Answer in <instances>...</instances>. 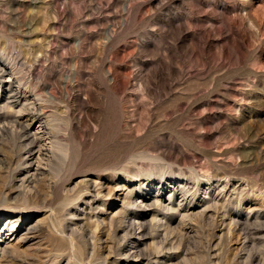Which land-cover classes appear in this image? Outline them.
<instances>
[{"label":"rangeland","instance_id":"1","mask_svg":"<svg viewBox=\"0 0 264 264\" xmlns=\"http://www.w3.org/2000/svg\"><path fill=\"white\" fill-rule=\"evenodd\" d=\"M0 219V264H264V0H0Z\"/></svg>","mask_w":264,"mask_h":264},{"label":"bare ground","instance_id":"2","mask_svg":"<svg viewBox=\"0 0 264 264\" xmlns=\"http://www.w3.org/2000/svg\"><path fill=\"white\" fill-rule=\"evenodd\" d=\"M4 65H5V64H4ZM3 67H4V66H3ZM3 72H4V71H3ZM4 73H5V72H4ZM7 73H8V72H7ZM10 75H12V74L10 73ZM10 84L12 85V83H10ZM13 85H14V84H13ZM12 87H13V86H12ZM13 88H14V87H13ZM16 88H17V87H16ZM19 90H20V89L18 88V91H19ZM13 92H14V91H13ZM15 93H16V92H15ZM15 93H14V94H15ZM17 94H18V93H17ZM18 96H19V94H18ZM23 97H24V96H23ZM15 98H16V97H15ZM10 101H11V100H10ZM34 112H35V111H34ZM29 113H30V111H29ZM37 113H38V112H37ZM38 114H40V116H41L42 113H40V111H39ZM32 115H33V114H32ZM34 116H35V115H34ZM34 116H33V117H34ZM44 117H45V116H44ZM33 119H34V118H33ZM37 119H38V118H37ZM39 119H40V118H39ZM46 120H47V119H46ZM33 121H34V120H33ZM33 121H32L31 118L27 117L26 120H21V119L19 120V119H16V122H17L16 124H19V126L21 125V128H22V124H23V123H24V125L26 124V125H25L26 127H25V126H24V127L27 128L28 131H29L30 126L32 125ZM37 121H38V120H37ZM37 121H36V122H37ZM39 121L42 122L43 120H42V121L39 120ZM44 122H45V120H44ZM34 123H35V122H34ZM41 124H42V123H41ZM46 124H47V123H44L43 125H46ZM46 126H48V125H46ZM24 127H23V128H24ZM25 128H24V129H25ZM31 128H32V127H31ZM27 129H26V130H27ZM24 132L26 133V131H24ZM30 132H31V131H30ZM28 133H29V132H28ZM32 133H34V132H32ZM28 135H29V134H28ZM28 135H27L26 137H29ZM32 135H33V134L30 133V136H32ZM34 135H35L34 137L36 138V134H34ZM32 137H33V136H32ZM41 137H42V136H41ZM29 138H30V137H29ZM37 139H38V137L36 138V140H37ZM29 140H31V139H29ZM36 140H34V139L32 138V141H36ZM32 141H30V142L32 143ZM39 141H40V140H39ZM40 142H41V141H40ZM52 142H53V141H52ZM31 143H29V144H31ZM34 143H36V142H34ZM36 144H37V143H36ZM36 144H35V145H36ZM38 144H39V143H38ZM53 144H54V143H53ZM31 145H34V144H31ZM31 145H30V146H31ZM31 147H32V146H31ZM36 147H37V146H36ZM38 147L41 148L42 146H39V145H38ZM28 148L30 149V147H28ZM50 148H51V147H50ZM29 149H28V150H29ZM37 149H39V148H37ZM43 149H44V148H43ZM43 149H41L42 152H43ZM28 150H27V151H28ZM34 150H35V148H34ZM44 150H45V149H44ZM39 151H40V149H39ZM35 152H36V150H35ZM47 152H48V151H47ZM53 152H54V151H53ZM29 153H31V152H28L27 154H29ZM39 153H41V152H39ZM33 154H34V152H33ZM25 155H26V154H25ZM30 155H32V154H30ZM30 155H29V156H30ZM34 155H35V154H34ZM39 155H40V154H39ZM36 157H37V156H36ZM38 158H39V156H38ZM42 158H43V157H42ZM30 159H31V157H30ZM35 159H37V158H35ZM38 160H39V163H40V162H41V161H40V158H39ZM38 160H37V161H38ZM41 160H42V159H41ZM30 161H31V160H30ZM34 161H35V160H33V161H31V162H34ZM39 163H38V164H39ZM39 172H40V171H39ZM100 193H101V192H100ZM11 218H13V217H11ZM11 218H10V219H11ZM0 220H1V219H0ZM13 221H15V220H11V221H9L8 226H10L11 223H13ZM2 225H3V224L0 225V233H1V231H2V230H1ZM32 226H33V225H32ZM37 226H38V225H37ZM37 226H35V228H36ZM10 227H11V229H13L14 225H11ZM35 228H34V226H33V227L30 226V227H28L27 229H28V232H31V230L33 231ZM253 229H254V228H253ZM34 231H35V230H34ZM28 232H27V233H28ZM35 232H36V231H35ZM143 235H144V234H143ZM140 236H141V235H140ZM4 239H5L4 234L0 235V244H1V242H2ZM6 243H7V242H6ZM6 247H7V246H6ZM3 248H4V247H3ZM7 249H8V248H7ZM1 250H2V248H1ZM3 250H5V248H4ZM1 252H3V251H1ZM6 252H7V251H6ZM3 253H4V252H3ZM138 256H139V255H138ZM148 259H149V258H148Z\"/></svg>","mask_w":264,"mask_h":264}]
</instances>
